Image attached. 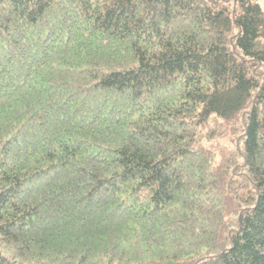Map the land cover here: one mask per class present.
Wrapping results in <instances>:
<instances>
[{
  "label": "trees",
  "instance_id": "1",
  "mask_svg": "<svg viewBox=\"0 0 264 264\" xmlns=\"http://www.w3.org/2000/svg\"><path fill=\"white\" fill-rule=\"evenodd\" d=\"M261 2L0 0V264H264Z\"/></svg>",
  "mask_w": 264,
  "mask_h": 264
},
{
  "label": "rangeland",
  "instance_id": "2",
  "mask_svg": "<svg viewBox=\"0 0 264 264\" xmlns=\"http://www.w3.org/2000/svg\"><path fill=\"white\" fill-rule=\"evenodd\" d=\"M261 4H262V6H263V8H264V3L263 2H261ZM233 207V206H232Z\"/></svg>",
  "mask_w": 264,
  "mask_h": 264
}]
</instances>
